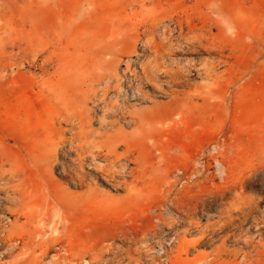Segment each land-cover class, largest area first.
<instances>
[{"label": "rangeland", "instance_id": "rangeland-1", "mask_svg": "<svg viewBox=\"0 0 264 264\" xmlns=\"http://www.w3.org/2000/svg\"><path fill=\"white\" fill-rule=\"evenodd\" d=\"M0 264H264V0H0Z\"/></svg>", "mask_w": 264, "mask_h": 264}, {"label": "built area", "instance_id": "built-area-1", "mask_svg": "<svg viewBox=\"0 0 264 264\" xmlns=\"http://www.w3.org/2000/svg\"><path fill=\"white\" fill-rule=\"evenodd\" d=\"M221 150L222 146L220 142H212L192 160L187 173H184L179 168L175 169L174 176L179 185L184 181L195 179L204 169L213 176L216 182L222 180L224 171L219 159Z\"/></svg>", "mask_w": 264, "mask_h": 264}, {"label": "bare ground", "instance_id": "bare-ground-1", "mask_svg": "<svg viewBox=\"0 0 264 264\" xmlns=\"http://www.w3.org/2000/svg\"><path fill=\"white\" fill-rule=\"evenodd\" d=\"M49 1H51V0H49ZM54 1H56V0H54ZM51 3H55V2H51ZM51 6H52V4H51ZM32 17H33V19H32V21L34 20V16H33V14L31 15ZM4 23H6V22H4ZM7 24V23H6ZM126 61H129V59H126ZM128 63V62H127ZM89 74V73H88ZM91 74V73H90ZM107 83V82H106ZM88 87V86H87ZM84 94V93H83ZM112 95V94H111ZM114 96V95H113ZM115 97V96H114ZM111 99V98H110ZM103 104V103H102ZM49 181H51L50 183H52V180H49ZM49 183V182H48ZM49 183V184H50ZM47 184V183H46ZM53 185H54V183H52ZM50 186V185H49ZM53 187V186H52ZM21 197V196H20Z\"/></svg>", "mask_w": 264, "mask_h": 264}]
</instances>
